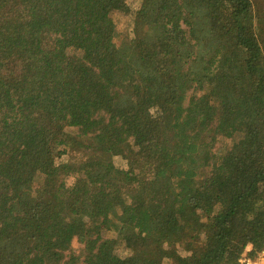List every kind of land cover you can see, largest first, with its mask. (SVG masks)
Returning a JSON list of instances; mask_svg holds the SVG:
<instances>
[{
	"label": "trees",
	"instance_id": "16d2710c",
	"mask_svg": "<svg viewBox=\"0 0 264 264\" xmlns=\"http://www.w3.org/2000/svg\"><path fill=\"white\" fill-rule=\"evenodd\" d=\"M127 1L0 0V264L264 248V0Z\"/></svg>",
	"mask_w": 264,
	"mask_h": 264
},
{
	"label": "rangeland",
	"instance_id": "374dc122",
	"mask_svg": "<svg viewBox=\"0 0 264 264\" xmlns=\"http://www.w3.org/2000/svg\"><path fill=\"white\" fill-rule=\"evenodd\" d=\"M128 9L126 11H115L113 14V18L116 22V26L118 29V34L116 40L119 43H122L124 40H129L133 38H137V32L139 31L138 28H140L139 25L136 24V12L140 8V1L139 0H128ZM232 140H227L224 138H221L219 140V143L216 145L214 149L217 150H225L228 146L231 145ZM68 158V157H66ZM114 162L117 163L118 165H122L124 161H121L120 158L118 157H113ZM69 159V158H68ZM72 178H70L71 180ZM103 235L106 237H114L116 236V232L113 231H104ZM84 251V244L81 243L78 239H74L72 243L71 250L69 252L74 253L75 255L81 254ZM117 252L125 257L129 255V251L124 248V246H119L117 248ZM185 254V253H183Z\"/></svg>",
	"mask_w": 264,
	"mask_h": 264
},
{
	"label": "built area",
	"instance_id": "2783aa9c",
	"mask_svg": "<svg viewBox=\"0 0 264 264\" xmlns=\"http://www.w3.org/2000/svg\"><path fill=\"white\" fill-rule=\"evenodd\" d=\"M238 264H264V248L253 251V248L248 246L240 255Z\"/></svg>",
	"mask_w": 264,
	"mask_h": 264
}]
</instances>
